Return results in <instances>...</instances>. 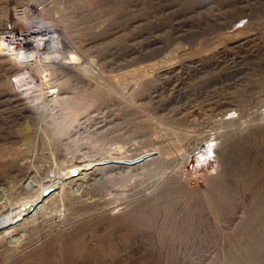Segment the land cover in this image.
I'll use <instances>...</instances> for the list:
<instances>
[{
    "label": "rangeland",
    "instance_id": "1",
    "mask_svg": "<svg viewBox=\"0 0 264 264\" xmlns=\"http://www.w3.org/2000/svg\"><path fill=\"white\" fill-rule=\"evenodd\" d=\"M29 2L22 18L58 27L103 78L58 70L87 121L50 124L36 142L37 126L7 108L0 54L12 201L29 193L31 166L46 180L101 151L155 152L124 166V182L98 170L82 193L53 190L20 241H0V264H264V0H0V32Z\"/></svg>",
    "mask_w": 264,
    "mask_h": 264
},
{
    "label": "bare ground",
    "instance_id": "2",
    "mask_svg": "<svg viewBox=\"0 0 264 264\" xmlns=\"http://www.w3.org/2000/svg\"><path fill=\"white\" fill-rule=\"evenodd\" d=\"M32 7H34L33 3H27L22 10L21 17L17 22L15 21L16 24L12 26V29L0 32V54L8 62L6 74L9 76L4 77L3 84L10 89L7 92L12 96V99L7 108L12 111L16 107L17 110L29 117L31 123L37 126V138L35 137L37 142L46 130L45 128L50 124H53L54 128L56 125L60 129H66L72 125L78 128V125L87 121V117L83 120L79 119L84 108L80 101L74 99L77 94L76 91L69 95L66 91V80L56 79L54 76L58 70H66V73L71 71L75 74V80L79 82L83 78L92 79L98 87L102 84L101 79L103 77L99 63L88 59L81 60L75 47L66 39H61L58 27L49 21L32 23L30 19L22 18L26 15L25 12ZM148 64L150 63L141 66H148ZM131 71L133 72V68ZM203 144H198L192 150H200L204 146ZM129 150H125L119 155H111L109 154L110 151H101L98 157L92 161L71 166L69 169L65 168L66 170L64 169L65 171L60 174L57 173L58 175H49L46 180L41 179V175L39 176L36 169L31 166L21 181L22 186L19 185L23 191L25 190L24 192L31 194L28 195V193L25 197L14 201H12V197L7 195L8 189L0 186V241L8 238L14 239L15 242L20 241L27 225L36 223L38 212L43 208L44 202L54 196L56 192L53 190L56 188L61 193V191L64 192V189L73 186L74 190H80L82 193L86 190L85 182L94 178L93 175H96L98 170L104 171L105 177L112 178L114 182H124L118 178H130L127 177L129 171L125 170L124 166L144 163L154 158L147 156L155 152L154 148ZM206 152L202 153L201 158L206 155ZM142 156L144 157L139 159ZM87 174L88 176H86ZM69 177L74 178L68 180ZM16 233L19 234L15 235ZM37 236L38 234H36Z\"/></svg>",
    "mask_w": 264,
    "mask_h": 264
},
{
    "label": "water",
    "instance_id": "3",
    "mask_svg": "<svg viewBox=\"0 0 264 264\" xmlns=\"http://www.w3.org/2000/svg\"><path fill=\"white\" fill-rule=\"evenodd\" d=\"M144 156H142L141 158H139V159H142Z\"/></svg>",
    "mask_w": 264,
    "mask_h": 264
}]
</instances>
